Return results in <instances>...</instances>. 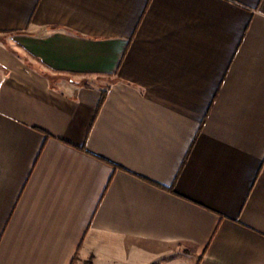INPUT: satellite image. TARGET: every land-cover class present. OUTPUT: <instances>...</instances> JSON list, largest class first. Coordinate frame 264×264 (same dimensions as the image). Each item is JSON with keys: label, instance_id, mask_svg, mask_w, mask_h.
Here are the masks:
<instances>
[{"label": "crops", "instance_id": "1", "mask_svg": "<svg viewBox=\"0 0 264 264\" xmlns=\"http://www.w3.org/2000/svg\"><path fill=\"white\" fill-rule=\"evenodd\" d=\"M0 31V264H264V0H0Z\"/></svg>", "mask_w": 264, "mask_h": 264}, {"label": "trees", "instance_id": "2", "mask_svg": "<svg viewBox=\"0 0 264 264\" xmlns=\"http://www.w3.org/2000/svg\"><path fill=\"white\" fill-rule=\"evenodd\" d=\"M104 98H105V94L102 93V96H101V99L99 101L98 106L101 105V103L104 100ZM83 264H93L92 258L87 259ZM152 264H157V263H152Z\"/></svg>", "mask_w": 264, "mask_h": 264}, {"label": "rangeland", "instance_id": "3", "mask_svg": "<svg viewBox=\"0 0 264 264\" xmlns=\"http://www.w3.org/2000/svg\"><path fill=\"white\" fill-rule=\"evenodd\" d=\"M10 34H11V33H8V32L3 33V32L0 31V38H1V39H4V40H5V39H8V37H10ZM70 78H71V77H70ZM70 78H69V77H66L65 79H66V80H69ZM72 79H75V80H76V78H73V77H72Z\"/></svg>", "mask_w": 264, "mask_h": 264}]
</instances>
